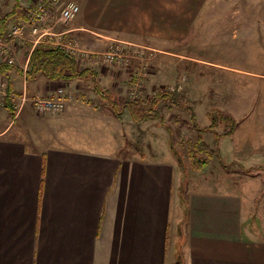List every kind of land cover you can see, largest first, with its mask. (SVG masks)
Wrapping results in <instances>:
<instances>
[{
    "label": "crops",
    "instance_id": "0c3cea01",
    "mask_svg": "<svg viewBox=\"0 0 264 264\" xmlns=\"http://www.w3.org/2000/svg\"><path fill=\"white\" fill-rule=\"evenodd\" d=\"M111 1L104 0L103 10L93 0L91 16L83 12V21L70 22L57 34H80L85 40L93 29L125 24L128 13ZM32 2L21 0L14 20H24ZM149 12L151 26L163 22ZM140 17L147 26L148 17ZM27 38L25 64L16 66L21 69L39 43L35 36ZM22 44H12L15 56ZM88 64L100 72L94 62ZM1 74L10 78L11 93L30 100L20 117L14 112L8 121L0 118V264H264V195L258 185L250 191L242 184L230 192L218 183L212 190L190 192L186 217L173 156L121 155L115 126L120 117L111 109L75 95L56 119L54 141L40 137L32 120L48 126L51 120L36 117L32 97L50 95L58 86L76 92L79 80L42 75L28 80L15 68ZM99 77H114V71ZM9 102L0 116L11 113Z\"/></svg>",
    "mask_w": 264,
    "mask_h": 264
},
{
    "label": "rangeland",
    "instance_id": "374dc122",
    "mask_svg": "<svg viewBox=\"0 0 264 264\" xmlns=\"http://www.w3.org/2000/svg\"><path fill=\"white\" fill-rule=\"evenodd\" d=\"M76 1L80 4L81 11L76 19L70 21L72 24L83 21L82 15L85 11L90 16L93 14V0ZM16 2L17 0H0V16L11 11ZM96 2L102 9L103 6H108V4L104 5V0H96ZM111 2L115 3V8L119 11L128 13L129 21L115 29H93L90 32L91 39L84 40L80 34L77 36L72 34L67 38L64 36L70 33L57 35L71 24L70 22L61 24L57 22L56 15H53L51 20L56 25L52 30L56 33L54 39L62 40L64 43L70 41L76 43L79 48L76 55L81 60L88 59L89 62H94L100 70L99 76H103L104 70L113 69L114 77H104L103 80L100 77L101 84L114 92L122 104L132 96L130 93V85L133 83L132 73L142 61L134 62L131 67L105 64L100 60L99 53L117 41H126L124 39L136 41L135 43L142 44L147 50L154 51L144 60L148 67L145 69L146 75L142 86L144 92L140 93L141 95H152L160 89L175 91L176 99L195 108L197 114L195 121L202 128H208L211 122L207 112L212 107L224 111L239 122L233 136L224 135L226 137L218 138L216 132L221 134L226 130L225 126L220 124L216 130L202 132L203 143L195 146L199 131L194 127L195 121L192 120L191 111L169 101L160 105V115L165 117V122L173 129L171 135L161 117L136 122L128 109L124 108L121 118L116 117L118 120L115 124L116 146L120 154L140 156L142 153L155 151L157 157L164 155L165 152L172 155L181 171L178 188L186 217L188 194L198 190H212V187H216L218 183L225 184L230 192L235 191L242 184H245L246 188L249 187L250 191L258 185V192L263 196L264 0H112ZM32 5L29 4L27 7ZM148 10L157 13L159 19H164V23L158 22L151 26L149 21L152 16L149 15L151 12ZM142 13L148 17L150 26L148 23L147 26L143 25L140 19ZM16 22L13 19L9 25ZM142 27H151L153 31ZM112 32L115 37L112 36ZM104 34L112 37L98 40L99 36ZM27 42L29 39L25 37L13 44L14 46L26 44L24 49H19L20 54L15 56L14 65L25 64L23 62L29 49ZM90 52L95 54L91 57ZM89 62L81 61L82 65H89ZM79 87L81 90L74 91L75 98H83L93 105L96 104V108L103 106L111 111L109 104L93 91L89 81H80ZM28 101L27 99L25 103ZM21 102L20 98H16L12 102L9 116L7 118L0 116V118L8 121L12 119L14 112L15 114L18 112L20 117L21 109H15L14 106L20 105ZM32 107L36 117L51 120L49 126L37 124L32 120L34 129L40 133V137L53 140L54 136L59 134V124H56V119H59L63 112L44 113L36 110L34 105ZM190 146L199 151L201 148L206 149L198 152L201 157L207 159L208 156L210 157L209 163L202 169L192 167L188 155ZM179 230H182V226Z\"/></svg>",
    "mask_w": 264,
    "mask_h": 264
},
{
    "label": "trees",
    "instance_id": "16d2710c",
    "mask_svg": "<svg viewBox=\"0 0 264 264\" xmlns=\"http://www.w3.org/2000/svg\"><path fill=\"white\" fill-rule=\"evenodd\" d=\"M19 9H22L21 0H17L14 8L0 16V33L5 34L8 30L9 22L14 18L19 16ZM8 63L7 61L0 62V73H5L9 68H15L20 74L26 76L28 80H35L39 76H45L47 79L55 80H79V81H89L93 86V91L99 94L103 100H105L110 109L114 112L117 117L122 116L123 109L127 108L130 112L132 118L136 121H142L146 119H151L155 117H161L163 122L164 116L160 115V105L163 102H171L180 106L182 109L191 111L192 120L197 121V114L195 108L192 105H185L180 102L175 97V91L169 89H160L152 95H141L137 97H129L122 104L115 96V93L104 88L101 84V79L99 77V72L93 66L82 65L81 59L76 54L68 51L61 45H52L49 43L41 42L38 43L31 51L29 56V67L25 71L24 68L16 67ZM10 101V99L8 98ZM8 101V104L10 102ZM207 116H209L211 122L208 128H202L198 126V122H194V127L199 131V136L195 142V146H200L203 143V133L204 131L216 130L220 124L225 126L226 130L224 133H217V137L224 135H232L236 131L239 122L231 115H228L224 111L212 107L208 110ZM169 133L173 135L172 127L165 122ZM174 138V137H173ZM173 138L171 139L173 141ZM191 147V146H190ZM206 151L201 148V150L191 149L189 150V157L192 162V167L194 169H202L204 165L209 163L206 157H201L198 152ZM175 264H181V261H177Z\"/></svg>",
    "mask_w": 264,
    "mask_h": 264
},
{
    "label": "built area",
    "instance_id": "2783aa9c",
    "mask_svg": "<svg viewBox=\"0 0 264 264\" xmlns=\"http://www.w3.org/2000/svg\"><path fill=\"white\" fill-rule=\"evenodd\" d=\"M80 11V4L76 0H37L26 10V18L24 20L17 21L11 24V26L9 25L5 34L0 33V60L3 59L14 65L16 60L11 46L23 40L28 34L37 37L39 43L45 42L52 45H61L68 51L77 54L79 48L73 41L64 43L62 40L54 39L53 36L56 33H53L52 30L55 24L52 22L51 18L53 15H56L57 22L68 24L70 21L77 18ZM57 35L61 36L64 34L60 33ZM153 52L152 50H147L142 44L121 40L112 43L108 49L99 53V58L105 64H118L125 67H131L134 65V62L138 63L142 61L140 66L135 67L132 73L133 83L130 85V93L132 94L131 97L134 98L141 96L140 93L144 92L142 91V86L144 76L146 75L145 69L148 67V65L144 63V60ZM90 53L92 54L91 57L95 54V52ZM28 67L29 62L24 68L25 71ZM74 96L73 90L62 86L56 88L50 95L32 97L31 101L35 109L40 112L61 113L66 110L69 102L73 100ZM8 98L14 102L17 95L10 92V78L0 73V110L8 106ZM19 98L22 102L20 105L14 106L15 109H22L25 101L27 99L30 100L27 95H23Z\"/></svg>",
    "mask_w": 264,
    "mask_h": 264
}]
</instances>
